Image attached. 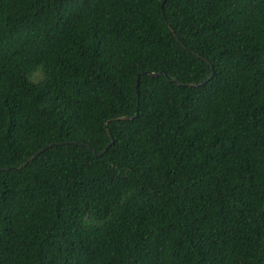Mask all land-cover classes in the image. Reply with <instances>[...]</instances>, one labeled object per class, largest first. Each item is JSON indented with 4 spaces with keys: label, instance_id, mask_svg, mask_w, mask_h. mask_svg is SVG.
I'll return each mask as SVG.
<instances>
[{
    "label": "trees",
    "instance_id": "obj_1",
    "mask_svg": "<svg viewBox=\"0 0 264 264\" xmlns=\"http://www.w3.org/2000/svg\"><path fill=\"white\" fill-rule=\"evenodd\" d=\"M0 264H264V0H0Z\"/></svg>",
    "mask_w": 264,
    "mask_h": 264
},
{
    "label": "water",
    "instance_id": "obj_2",
    "mask_svg": "<svg viewBox=\"0 0 264 264\" xmlns=\"http://www.w3.org/2000/svg\"><path fill=\"white\" fill-rule=\"evenodd\" d=\"M162 4H163V2L161 3V7H162ZM164 20H165V18H164ZM160 73L164 74L163 71H161ZM212 73H213V72H212ZM146 74L149 75V76H151V77H155V76H157L159 73H157V72H146ZM164 75H165V74H164ZM167 79H168V81H172V80H173V79H171V78H169V77H167ZM203 82H205V81H203ZM203 82H199V83H193V82H191V83H187L186 85H187V86H196V85H200V84H202ZM135 115H136V114H135ZM131 118H132V117L129 116V115H123V116H119V117L114 118V119H116V120H129V119H131ZM106 131H107L108 135L110 136L108 129H106ZM48 146H49V145H48ZM48 146H45V147L40 148L37 152H35L33 155H31V156H30V157H29L24 163H22L21 165L15 167V168H16V169H19V168L23 167L28 161H30L31 159H33L37 154H39L41 151H43V150H44L46 147H48ZM90 150H91L92 152H94L93 149L90 148ZM97 155H98V154H97ZM8 168H10V167H4L3 169H8Z\"/></svg>",
    "mask_w": 264,
    "mask_h": 264
}]
</instances>
